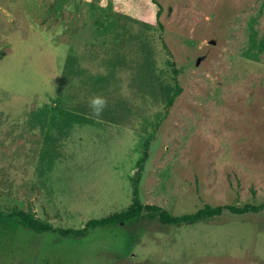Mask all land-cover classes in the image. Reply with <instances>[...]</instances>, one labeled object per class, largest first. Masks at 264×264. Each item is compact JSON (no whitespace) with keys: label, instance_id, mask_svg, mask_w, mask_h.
Wrapping results in <instances>:
<instances>
[{"label":"rangeland","instance_id":"1","mask_svg":"<svg viewBox=\"0 0 264 264\" xmlns=\"http://www.w3.org/2000/svg\"><path fill=\"white\" fill-rule=\"evenodd\" d=\"M70 1L80 30L54 45L43 0H0V213L80 229L125 211L134 176L172 216L263 203L264 0ZM0 264H264V212L81 239L0 220Z\"/></svg>","mask_w":264,"mask_h":264},{"label":"trees","instance_id":"2","mask_svg":"<svg viewBox=\"0 0 264 264\" xmlns=\"http://www.w3.org/2000/svg\"><path fill=\"white\" fill-rule=\"evenodd\" d=\"M179 92L180 89L176 86V92L174 93L173 97L167 102L166 108H169L171 106L174 97H177ZM143 162L144 159H140L138 162V166H140ZM261 212H264V202L257 206H204L203 208L191 214L172 216L167 211L157 206L143 205L140 202L138 194V180L137 176H134L132 180L131 204L125 211L111 214L105 218L91 219L87 221L80 229L53 228L48 224L31 218L27 213L23 211L0 213V220H16L17 224L22 229L35 234L52 233L60 238L81 239L97 228L124 225L129 221L136 220L145 215H155L157 222L163 226L179 227L181 225H194L210 222L220 218L223 215L243 217L248 215H256Z\"/></svg>","mask_w":264,"mask_h":264},{"label":"crops","instance_id":"3","mask_svg":"<svg viewBox=\"0 0 264 264\" xmlns=\"http://www.w3.org/2000/svg\"><path fill=\"white\" fill-rule=\"evenodd\" d=\"M70 3V0H43V7L40 13L41 19L39 20V24L45 36L55 40L53 42L54 45H58L59 43L66 45L70 44L68 43V41H62V39H71L73 38L74 34L80 30L78 27H74L71 24L74 15H76V12L71 10ZM79 4L81 6L83 5L82 0L79 2ZM92 5L93 4L90 5L91 14ZM51 11L53 17H50L49 14L51 13ZM91 14L88 15V13L85 12L86 16L84 18L86 19V21L88 19V16H91ZM64 23L67 26L66 33H63L65 28V26L63 25Z\"/></svg>","mask_w":264,"mask_h":264},{"label":"clouds","instance_id":"4","mask_svg":"<svg viewBox=\"0 0 264 264\" xmlns=\"http://www.w3.org/2000/svg\"><path fill=\"white\" fill-rule=\"evenodd\" d=\"M89 106L92 108L94 115L99 116L104 107V100L99 96L93 97Z\"/></svg>","mask_w":264,"mask_h":264}]
</instances>
